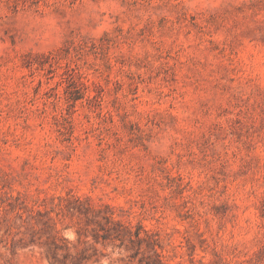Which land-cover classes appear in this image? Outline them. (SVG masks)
<instances>
[{
	"label": "rangeland",
	"instance_id": "rangeland-1",
	"mask_svg": "<svg viewBox=\"0 0 264 264\" xmlns=\"http://www.w3.org/2000/svg\"><path fill=\"white\" fill-rule=\"evenodd\" d=\"M0 264H264V0H0Z\"/></svg>",
	"mask_w": 264,
	"mask_h": 264
}]
</instances>
